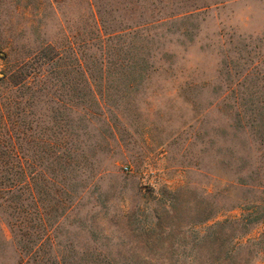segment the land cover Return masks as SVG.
<instances>
[{
  "label": "rangeland",
  "instance_id": "obj_1",
  "mask_svg": "<svg viewBox=\"0 0 264 264\" xmlns=\"http://www.w3.org/2000/svg\"><path fill=\"white\" fill-rule=\"evenodd\" d=\"M94 2L111 29L159 23L103 49L85 0H0V94L21 72L32 84L17 97L28 111L19 129L32 131L22 159L54 165L58 138L78 168L39 181L54 224L47 255L264 264V142L251 126L264 118V0ZM3 219L0 264H20Z\"/></svg>",
  "mask_w": 264,
  "mask_h": 264
},
{
  "label": "trees",
  "instance_id": "obj_2",
  "mask_svg": "<svg viewBox=\"0 0 264 264\" xmlns=\"http://www.w3.org/2000/svg\"><path fill=\"white\" fill-rule=\"evenodd\" d=\"M85 2L89 12L87 20L90 21V24L88 25L98 32V38L101 39V47L103 49L107 47L112 37H121L125 29H131V31L135 32L144 29L150 30L152 28L150 26L154 25V23H159L158 19L150 21L135 19L127 28L118 27V29H111V17L109 16L110 20L106 18V8L101 7L94 0H85ZM84 44L90 45V47L95 45L91 37L87 38ZM92 56L95 59V55L92 54ZM92 56L85 55V57H81L78 60L81 61L80 64L82 63L84 67L85 80L86 83H89L94 101L100 105L101 100L93 86L94 75L90 74L86 68V64L90 62ZM50 60L54 62L56 58H50ZM95 60L100 59L96 58ZM107 60L102 57L101 62L104 67ZM148 60L149 57H144L143 59L144 62ZM27 65L28 62H25L22 68L27 70ZM44 65L43 63L41 68L32 72V78L44 76L45 72L42 69ZM103 72H105L104 68ZM15 77L17 79L12 80L11 78V80H7L9 95L0 94V214L4 216V224L10 229L16 243L20 254V264H78L75 259H69L65 256L58 254L54 256L47 255V250H56L55 243L51 237L54 224L49 217V207L46 206L40 196L44 189H41L42 186L39 184L41 179L44 182L47 178L50 181L60 183L58 177L50 175L61 174L64 176L70 169L77 170L78 168L72 167L73 162L71 160L68 161L69 159L65 156L67 154L66 149L58 138L54 143H51V150H55L57 155L54 165L49 164L47 166L42 163H33L28 157L22 159L21 154L25 155V152H29L31 149L30 146L26 147L23 145L21 140L25 139L30 143L32 131L19 129V123L25 121L22 115H28V111L24 110L22 113L19 111L22 101H18L17 97L27 91H31L32 84H29L31 81L28 80L26 71L19 73ZM239 125L247 127V124L242 119H240ZM251 126L264 142V118H261L259 125L254 126L251 124ZM38 166H40V169ZM60 202L58 200L57 204L59 205ZM20 214L23 215H21L23 219H20ZM35 216H38V225L34 223ZM58 216L59 219L56 223L60 222L64 214ZM37 229H39V233H36ZM0 232L2 236H5V227L2 224L0 225ZM36 234H38V240L34 239Z\"/></svg>",
  "mask_w": 264,
  "mask_h": 264
}]
</instances>
